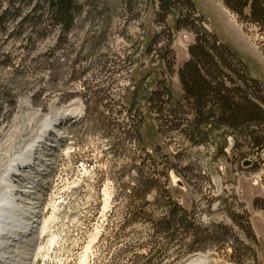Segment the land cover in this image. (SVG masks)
<instances>
[{
    "label": "rangeland",
    "instance_id": "rangeland-1",
    "mask_svg": "<svg viewBox=\"0 0 264 264\" xmlns=\"http://www.w3.org/2000/svg\"><path fill=\"white\" fill-rule=\"evenodd\" d=\"M49 1L0 0V105L4 110L0 142L16 116L26 111V103L33 111L18 127L28 133L39 130L41 115L77 109L84 113L78 120L69 117L68 142L40 144L36 165L22 167L13 177L20 189L32 180L38 183L36 201L47 224L32 244L35 264H146L144 256L168 245L169 239L156 236L149 222L125 226L131 202L123 190L133 187L124 186L141 168L143 150L154 154V164L189 166L192 172L186 176L172 175L175 197L187 209L196 210L207 232L220 231L221 225L230 232L178 264H187L198 253L208 256L211 264H264V254L251 247L243 229L231 219V214L243 217L244 227L248 220L264 241V210L255 205L256 199L264 198V149L258 151L245 142L235 148L233 135L223 129L212 133L206 144H194L189 133H180L173 123L163 125L157 113L161 103L145 118L140 135L139 125L133 122L139 111L148 112L146 101L135 92L156 88L155 70L164 67L155 51L171 40L175 66L167 77L175 99L183 96L179 71L190 60L196 35L193 26L176 30L180 13L192 15L189 22L194 20L195 26H204L228 45L264 85L263 33L241 22L223 0H192V14L186 0H178V16H167L166 27L158 0H73L74 25L64 33ZM156 35L161 43L148 55L145 47ZM166 110L168 104L162 107V112ZM183 111L188 115L180 118L187 126L190 109ZM241 153L249 154L244 161ZM166 154H179L180 159L168 161ZM246 161L251 164L245 165ZM22 197L26 201V195ZM230 234L242 241L238 253ZM185 243L192 244L191 238ZM179 246L175 243L152 264H171Z\"/></svg>",
    "mask_w": 264,
    "mask_h": 264
},
{
    "label": "trees",
    "instance_id": "trees-1",
    "mask_svg": "<svg viewBox=\"0 0 264 264\" xmlns=\"http://www.w3.org/2000/svg\"><path fill=\"white\" fill-rule=\"evenodd\" d=\"M44 1L47 0H41V2ZM158 2L161 11L165 14L161 23L166 27L167 16H178L176 12L178 0H158ZM186 2L192 14L194 4L192 0H186ZM223 2L241 22L253 24L264 35V0H223ZM49 8L54 11L62 31L68 33L74 25L73 0H52L49 1ZM191 19L192 15L180 13L175 22L177 31L193 26V32L196 35L195 44L189 50L190 60L179 71L183 96L180 100L175 99L167 77L172 75L175 66L171 40L166 46L155 51L159 65L164 67L160 72L155 70L156 88H139L135 92L136 96H141L146 101L144 107L148 111L146 115L143 111H139L134 118L133 122L139 125V135L147 115L151 116L161 103L157 113L163 125L173 123L177 130L181 129L180 133H189L187 136L191 137L194 144H206L212 133L223 129L224 133L228 131L233 135L235 148L245 142L253 145L258 151L264 149L263 83L250 75L247 66L236 57L228 45L218 40L204 26H195L194 20L189 22ZM160 43L159 35L152 37L150 44L145 47L146 54L151 55L154 52V45L157 46ZM162 52L164 55H160ZM150 74L152 75L151 71ZM183 102H185L184 105H182ZM165 104L169 105V110L162 112ZM15 107L16 102L13 103V108ZM186 107L190 109V119H186L188 125L184 126L183 118L180 117L187 114L183 111ZM3 113V106L0 105V117ZM182 126H184L183 129ZM225 143L226 141L221 148L223 154L226 148ZM248 155L241 153L240 157L244 161ZM164 157L168 161L180 159L179 154H166ZM140 158L142 159L141 168H138L135 178L130 179L129 184L124 186L132 185L133 187L123 190V194L127 195L126 199L131 202L128 207L129 213H127L130 218L126 219L125 226L146 221L150 223L156 236L169 239L165 248L158 247L156 254L151 253V256L143 257L146 258V264H152L154 258L163 257L175 243L181 246L177 249V255L171 264H178L187 254L206 250L214 245L215 241L222 240L221 237H227L230 233L228 227L221 225L218 227L220 231L207 232L196 210L187 209L175 197L172 190V175L180 178L186 176L192 172L189 166L154 164L152 162L155 158L154 154L146 150L142 151ZM146 162H149V165L146 166ZM151 196L153 203L150 201ZM137 202L141 204L135 206L134 203ZM255 205L264 210V198L256 199ZM241 218L243 217L238 214H231L232 221L243 229L250 240L251 247L256 248V252L264 254V241L256 236L248 220H246L247 226H242ZM232 237V243L235 244V251L238 253L240 249L237 246L242 241L237 235ZM188 238H191L192 244L186 246L185 240ZM224 243L222 244L226 246L227 243Z\"/></svg>",
    "mask_w": 264,
    "mask_h": 264
},
{
    "label": "bare ground",
    "instance_id": "bare-ground-1",
    "mask_svg": "<svg viewBox=\"0 0 264 264\" xmlns=\"http://www.w3.org/2000/svg\"><path fill=\"white\" fill-rule=\"evenodd\" d=\"M26 105V111L16 116L11 131L0 142V264H35L37 259L31 257L35 249H31L32 244L35 239L41 238L47 224L41 206L36 201L39 191L37 181L32 180L20 189L13 177L20 174L22 167L34 166L35 150L40 144L50 143L52 146L60 141L68 142V125L72 119L83 118L84 114L81 109H77L74 112L41 115L39 130L35 132L32 129L28 133L18 127L33 111L30 103ZM36 169L39 173L40 168ZM23 194L26 195V201ZM187 264L211 263L208 256L198 253Z\"/></svg>",
    "mask_w": 264,
    "mask_h": 264
},
{
    "label": "water",
    "instance_id": "water-1",
    "mask_svg": "<svg viewBox=\"0 0 264 264\" xmlns=\"http://www.w3.org/2000/svg\"><path fill=\"white\" fill-rule=\"evenodd\" d=\"M250 164H251L250 161H246V162H245V165H250ZM195 255H197V254H195ZM195 255L190 256L189 259H191V258L194 257Z\"/></svg>",
    "mask_w": 264,
    "mask_h": 264
}]
</instances>
